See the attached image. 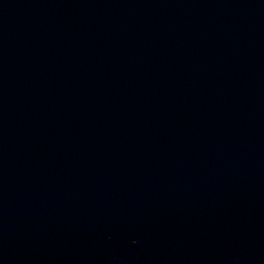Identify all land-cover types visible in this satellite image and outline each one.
<instances>
[{
	"label": "water",
	"instance_id": "95a60500",
	"mask_svg": "<svg viewBox=\"0 0 264 264\" xmlns=\"http://www.w3.org/2000/svg\"><path fill=\"white\" fill-rule=\"evenodd\" d=\"M0 264H264V0H0Z\"/></svg>",
	"mask_w": 264,
	"mask_h": 264
}]
</instances>
